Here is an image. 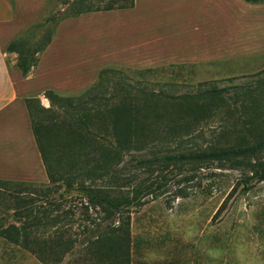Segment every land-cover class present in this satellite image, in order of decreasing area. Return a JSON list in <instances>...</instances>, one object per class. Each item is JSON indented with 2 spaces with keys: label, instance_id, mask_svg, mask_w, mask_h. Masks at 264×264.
Wrapping results in <instances>:
<instances>
[{
  "label": "rangeland",
  "instance_id": "rangeland-1",
  "mask_svg": "<svg viewBox=\"0 0 264 264\" xmlns=\"http://www.w3.org/2000/svg\"><path fill=\"white\" fill-rule=\"evenodd\" d=\"M78 1L50 0L42 25L34 31L28 29L32 32L27 37L29 49L37 47L48 30H60L40 73L46 80L51 72L47 80L61 93L83 91L103 68L114 69L108 79L115 85L126 81L179 95L224 89L212 101L210 94L199 96L201 104L208 105L201 111L200 121L166 139L160 135L141 154L232 145L248 140L241 138L247 130H259L264 118V0H249L261 7L251 10L250 19L255 31L252 39L258 33L262 36V52L223 61L169 63L152 68L136 67L140 63L128 65V58L140 55L143 58L139 62H146L148 52L154 58L214 50L226 42L233 28L243 29L239 21L247 23L244 0H137L133 8L80 18L66 16L74 12ZM107 1L83 0L82 8L103 6ZM87 46L92 62L85 64L84 70L65 68L77 62ZM52 58L58 63L50 70ZM110 91L111 82L104 94ZM42 99L41 105L48 107L49 102ZM134 156L137 153L125 155L119 165L125 192L142 179L157 183L165 175L166 183L155 194L145 196L142 205L125 213L130 233L126 263L264 264V180L257 181L247 170L220 166L215 161L186 164L181 170L171 163L135 168ZM39 168L37 173L36 169L32 172L34 180H24L35 185L16 188L0 184V231L8 233V238L0 234L3 264H91L95 256L87 239L93 237L89 230L102 214L75 188L78 180L72 188H67L64 181L52 184L43 162ZM17 169L20 167L14 164L0 166V171L11 173ZM64 171L70 170L65 167ZM26 208L32 209L29 214ZM50 241H66L69 248L58 255L43 252L40 257L39 251L47 249L45 244Z\"/></svg>",
  "mask_w": 264,
  "mask_h": 264
},
{
  "label": "trees",
  "instance_id": "trees-1",
  "mask_svg": "<svg viewBox=\"0 0 264 264\" xmlns=\"http://www.w3.org/2000/svg\"><path fill=\"white\" fill-rule=\"evenodd\" d=\"M82 4L83 0L76 2L74 12L66 16L126 9L134 5V0H108L103 6L87 5L85 8H82ZM48 32L39 40V45V41H36L35 45L38 46L32 49H29L27 41L32 32L8 45V51L18 53L17 66L23 75H27L36 65V54L52 40L54 32ZM111 74H114V69H101L95 82L77 94L45 90L43 95L49 102L48 107L41 105L38 97L25 100L32 133L49 183L64 181L67 188H72L73 182L78 180L75 188L86 198L89 206L102 214L89 230L93 237L87 239L95 256L91 264H129L126 263L130 241L129 216L125 213L131 207L142 205L145 196L155 194L166 183L165 175L162 176L163 181L157 183L142 179L130 187V192H125L119 165L127 154L137 153L132 159L135 168L166 167L171 163L181 170L186 164L215 161L220 166L247 170L252 173L250 177L257 181L264 180V118L260 120L259 130H247L241 138L249 139L240 143L153 153L150 156L140 153L146 150L150 142H157L160 135L163 134L162 138L166 139L171 133L177 135L178 130L187 129L200 121L201 111L208 105L201 104L199 96L210 94L208 96L212 99L209 101H212L219 98L216 94L224 89H207L202 94H171L126 81L115 85L108 79ZM110 82L111 91L105 95ZM65 167L67 171L70 170L68 173L64 171ZM126 183L130 181L126 179ZM0 184L15 185L16 188L35 185L33 182L2 179ZM31 210L26 208L25 213L29 214ZM31 216L36 218V215ZM0 234L8 238L7 230L0 231ZM9 240L18 243L16 238ZM103 241L106 243L98 246ZM45 246L47 249H41L38 253L40 257L43 252H48L47 256L58 255L69 248L66 241H50Z\"/></svg>",
  "mask_w": 264,
  "mask_h": 264
},
{
  "label": "crops",
  "instance_id": "crops-1",
  "mask_svg": "<svg viewBox=\"0 0 264 264\" xmlns=\"http://www.w3.org/2000/svg\"><path fill=\"white\" fill-rule=\"evenodd\" d=\"M49 2L50 0H0V166L5 167L14 164L20 167L14 173L5 170L0 171V180H34L35 177L32 176V172L36 169L37 173V169L39 170V167L42 166V159L29 125L25 100L29 97H38L41 101L42 93L47 89L61 93L60 89L52 86L53 84L47 80L51 78V72L47 74L48 77L45 76L46 80L43 79L42 73H40L41 67L46 61V56L51 53L50 51L55 45L60 30L58 29L53 34L52 40L45 49L36 54L37 63L27 75H23L17 66L18 53L8 51L7 47L12 41L28 34V29L35 30L34 27L44 21L45 9ZM244 2L245 13H248L249 16L247 23L239 21L243 24V29L239 31V27L233 28L226 35V42L224 41V44L220 47L208 50L207 53L204 52L203 54L186 53L169 57H159L155 54L157 56L152 58V54L148 52V56L145 57L146 62H139L143 58L140 55L131 54L128 58L130 62L128 65L140 63L136 67L152 68L169 63L215 62L262 52V36L258 33L252 39V33L255 31L251 27L250 19L251 10L260 9L261 7L249 0H244ZM136 4L137 0H134V5L130 8L135 7ZM108 11L110 10L86 12L76 17L80 18L84 14ZM66 22H69V20ZM89 54L90 47L87 46L82 57L77 62L68 63L70 65L67 64L68 66L65 68L84 70L85 64H89L93 60ZM57 61L56 58L51 59L50 70L54 69L53 65L58 63ZM82 65L84 67H81ZM42 97V100L48 101L44 95ZM0 264H3L1 253Z\"/></svg>",
  "mask_w": 264,
  "mask_h": 264
}]
</instances>
